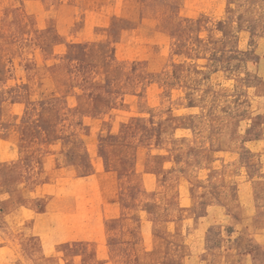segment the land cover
Instances as JSON below:
<instances>
[{"label": "rangeland", "instance_id": "rangeland-1", "mask_svg": "<svg viewBox=\"0 0 264 264\" xmlns=\"http://www.w3.org/2000/svg\"><path fill=\"white\" fill-rule=\"evenodd\" d=\"M0 264H264V0H0Z\"/></svg>", "mask_w": 264, "mask_h": 264}]
</instances>
